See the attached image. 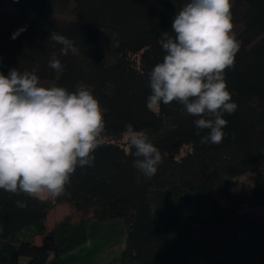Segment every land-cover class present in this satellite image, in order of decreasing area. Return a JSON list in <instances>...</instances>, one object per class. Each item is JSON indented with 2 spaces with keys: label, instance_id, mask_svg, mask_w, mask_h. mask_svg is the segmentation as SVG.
<instances>
[{
  "label": "trees",
  "instance_id": "trees-1",
  "mask_svg": "<svg viewBox=\"0 0 264 264\" xmlns=\"http://www.w3.org/2000/svg\"><path fill=\"white\" fill-rule=\"evenodd\" d=\"M4 2L13 11L0 8V72L35 68L42 86L88 87L104 110L108 139L92 166L76 168L64 195L0 189V264H65L64 256L86 243L87 222L114 219L126 228L121 264H264V215L252 213L264 208V0H231L240 47L225 79L238 107L224 113L218 144L200 143L197 117L179 103L146 107L149 73L166 54L158 41L163 32L173 35V19L188 0ZM52 32L71 39L77 54L61 55ZM52 53L59 72L48 66ZM128 123L146 130L161 153L151 178L133 166ZM242 176L252 181L239 188ZM62 204L71 213L48 227L49 212Z\"/></svg>",
  "mask_w": 264,
  "mask_h": 264
},
{
  "label": "clouds",
  "instance_id": "clouds-1",
  "mask_svg": "<svg viewBox=\"0 0 264 264\" xmlns=\"http://www.w3.org/2000/svg\"><path fill=\"white\" fill-rule=\"evenodd\" d=\"M158 41L166 53L149 73L151 94L146 107L159 109L173 101L194 120L201 144L221 143L233 114L225 74L234 67L240 43L233 32L231 0H188L176 13L172 32ZM15 38V36H13ZM50 39L62 45L61 55L77 54L74 42L56 32ZM48 66L63 65L52 53ZM37 69L0 72V189L30 198L65 194L77 167L92 166L94 152L107 142L104 110L85 86L75 91L42 86ZM199 130H208L201 136ZM124 137L135 149L133 166L151 178L162 162L146 130L125 126ZM17 207L27 203L16 201Z\"/></svg>",
  "mask_w": 264,
  "mask_h": 264
},
{
  "label": "rangeland",
  "instance_id": "rangeland-1",
  "mask_svg": "<svg viewBox=\"0 0 264 264\" xmlns=\"http://www.w3.org/2000/svg\"><path fill=\"white\" fill-rule=\"evenodd\" d=\"M0 8L13 11L10 3H0ZM58 18L71 19L69 14H58ZM126 140V139H124ZM261 168L264 171V153L260 155ZM252 176H242L237 179L239 188L247 186ZM47 196H42L44 198ZM223 205L224 201L221 202ZM61 206V205H59ZM56 208V207H55ZM56 210V209H55ZM58 211H52L47 219L48 227H52L53 220L58 217ZM254 215H264V208L253 209ZM87 241L74 251L72 263L74 264H121L122 253L126 244V228L122 220L89 221L86 224ZM27 259L23 258L22 262ZM69 261L70 259H66Z\"/></svg>",
  "mask_w": 264,
  "mask_h": 264
},
{
  "label": "crops",
  "instance_id": "crops-1",
  "mask_svg": "<svg viewBox=\"0 0 264 264\" xmlns=\"http://www.w3.org/2000/svg\"><path fill=\"white\" fill-rule=\"evenodd\" d=\"M52 211H58V213H57L58 214V217L53 220L54 223L57 222V221H60L63 217H65L66 215H68V214L71 213V209L66 204H62L61 206L58 205L56 208H54L53 210H51L49 212V214L47 216V219L51 215ZM35 243H37V244L40 243V237L39 236H37L35 238ZM71 255H74V251H71V252L67 253L64 256V262H65V264H74V263L71 262L72 261V258H71L72 256ZM66 259H70V260L67 261Z\"/></svg>",
  "mask_w": 264,
  "mask_h": 264
}]
</instances>
